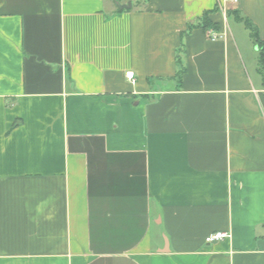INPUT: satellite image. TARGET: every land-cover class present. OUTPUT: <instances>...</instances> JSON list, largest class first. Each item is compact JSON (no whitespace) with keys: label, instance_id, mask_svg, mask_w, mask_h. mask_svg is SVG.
Returning a JSON list of instances; mask_svg holds the SVG:
<instances>
[{"label":"crops","instance_id":"1","mask_svg":"<svg viewBox=\"0 0 264 264\" xmlns=\"http://www.w3.org/2000/svg\"><path fill=\"white\" fill-rule=\"evenodd\" d=\"M0 264H264V0H0Z\"/></svg>","mask_w":264,"mask_h":264},{"label":"built area","instance_id":"2","mask_svg":"<svg viewBox=\"0 0 264 264\" xmlns=\"http://www.w3.org/2000/svg\"><path fill=\"white\" fill-rule=\"evenodd\" d=\"M229 1L230 2H233L235 4L239 2V0H229ZM209 36H210V38L212 40H218L221 37L220 34L215 33V32H211L209 34ZM126 76L132 82L135 81V74H134V72H129V73L126 74ZM230 238H231V235L230 234L224 233V232H220V233H215V234L209 236L206 241L208 243H215V242H221V241H224V240L230 239Z\"/></svg>","mask_w":264,"mask_h":264},{"label":"trees","instance_id":"3","mask_svg":"<svg viewBox=\"0 0 264 264\" xmlns=\"http://www.w3.org/2000/svg\"><path fill=\"white\" fill-rule=\"evenodd\" d=\"M197 26L202 27L204 30H208L210 27H213L212 23L208 19V16H204V18H202L198 22ZM254 33H255V31H254ZM255 37H257L256 33H255Z\"/></svg>","mask_w":264,"mask_h":264},{"label":"water","instance_id":"4","mask_svg":"<svg viewBox=\"0 0 264 264\" xmlns=\"http://www.w3.org/2000/svg\"><path fill=\"white\" fill-rule=\"evenodd\" d=\"M132 4H129L128 6H124V8H130Z\"/></svg>","mask_w":264,"mask_h":264}]
</instances>
